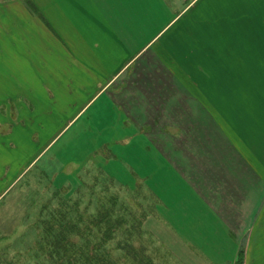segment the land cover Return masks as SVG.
Wrapping results in <instances>:
<instances>
[{
  "label": "crops",
  "instance_id": "1",
  "mask_svg": "<svg viewBox=\"0 0 264 264\" xmlns=\"http://www.w3.org/2000/svg\"><path fill=\"white\" fill-rule=\"evenodd\" d=\"M9 103L34 107L0 130V199L80 119L78 137L97 120L112 140L67 175L97 167V154L107 166L137 150L160 170L158 191L147 173L135 185L154 195L155 229L172 244L154 229L156 242L187 250L175 261L264 264V0H0V104ZM59 120L41 143L38 125ZM34 132L37 151L18 171L17 147L31 151L20 140Z\"/></svg>",
  "mask_w": 264,
  "mask_h": 264
},
{
  "label": "rangeland",
  "instance_id": "2",
  "mask_svg": "<svg viewBox=\"0 0 264 264\" xmlns=\"http://www.w3.org/2000/svg\"><path fill=\"white\" fill-rule=\"evenodd\" d=\"M33 107L11 103L0 104L1 133H8L14 126L24 123L21 114ZM80 123L83 124L82 119L71 127L66 136L47 153L37 158L28 169H25L17 184L0 199V264L56 263L47 253L48 244L45 242L43 229L49 224V229L53 227L54 230H59L60 220L57 217L62 210L65 212L68 210L67 213L72 216L77 210L82 220L76 224V227L83 229L88 226L93 233V236L88 238L84 235L80 236V239L75 237V242L90 244L98 242L103 224L95 225L97 221L95 218L98 212L107 209L113 214L111 220L121 218L120 225L112 229V238L105 244L110 252V264H179L172 253H186L187 250H169L172 244L169 233L166 230L159 232L155 229V227L159 228L157 225L159 223L158 219L152 216L154 204L152 196L154 195L147 194L140 185H135L136 175L147 173L150 177L147 180L148 187L150 190L158 191L159 184L155 185V183L160 182L161 176L160 170H157L153 161L138 154L137 150H130L125 154L115 153L117 157L106 166L100 154H97L94 164L100 168L90 166L78 169V178L66 174L69 173L66 167L72 162H81L84 156L88 157L85 160L90 161L93 154L85 151L98 147L95 143L112 140L108 127H103L97 120L89 122L92 124L91 134L93 135L75 136L77 133L73 131H77L76 127ZM86 123L88 124L87 121ZM38 126L46 135H43L45 138H39L42 143L44 139L58 132L60 120L49 121L47 124ZM37 134V132L27 134L20 140L23 143L26 141L28 145L30 141H33V144L31 151L26 152L17 147L24 153L17 159L18 171L36 153L38 148L36 142L39 140ZM41 143L39 149L42 146ZM58 148H60L59 151ZM115 149L117 151L120 147H115ZM83 161L81 164H84ZM43 167H47L46 172L42 171ZM64 175H67L70 181L68 188H60ZM168 186H170L169 183ZM162 195L164 196L163 193ZM111 197L117 202L113 210L109 202ZM163 198L167 200L165 196ZM76 202L78 208L73 209L71 205ZM155 208L158 212L160 211L162 220L168 221L169 208L167 209L163 203L158 201L155 203ZM88 218L89 220L94 219V223L87 224ZM57 224L58 227H56ZM154 229L164 237L163 247L169 246V248H163L158 241L156 242L152 235ZM190 252L192 254L196 250L191 249L188 253ZM183 259L189 260L187 256H183ZM197 259L200 261V258Z\"/></svg>",
  "mask_w": 264,
  "mask_h": 264
},
{
  "label": "trees",
  "instance_id": "3",
  "mask_svg": "<svg viewBox=\"0 0 264 264\" xmlns=\"http://www.w3.org/2000/svg\"><path fill=\"white\" fill-rule=\"evenodd\" d=\"M56 194H59V192H56ZM109 202L113 210L117 202L112 197ZM71 206L73 209L78 208V203H72ZM67 211L62 210L60 215L56 216L60 220L59 227L58 224L56 226L59 230H54L53 227L49 229V224L45 225L47 228L43 229L44 239L48 244L47 253L50 258L56 261L54 264H110V252L105 244L106 241L112 238V229L114 230L120 225L121 218L117 217L115 220H111L113 214L108 209L98 212L95 225L103 224L99 241L92 244L77 243L75 237L79 238L84 235L88 238L91 235L93 236V233L88 226L83 227V229L76 227V224L82 220L77 210L74 212L76 218ZM86 221L89 225L94 223V219L89 220L88 218Z\"/></svg>",
  "mask_w": 264,
  "mask_h": 264
}]
</instances>
